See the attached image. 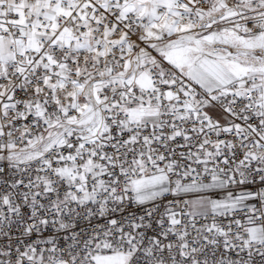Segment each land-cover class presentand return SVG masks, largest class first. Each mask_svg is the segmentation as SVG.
<instances>
[{
  "label": "snow or ice",
  "instance_id": "snow-or-ice-1",
  "mask_svg": "<svg viewBox=\"0 0 264 264\" xmlns=\"http://www.w3.org/2000/svg\"><path fill=\"white\" fill-rule=\"evenodd\" d=\"M0 264H264V0H0Z\"/></svg>",
  "mask_w": 264,
  "mask_h": 264
}]
</instances>
